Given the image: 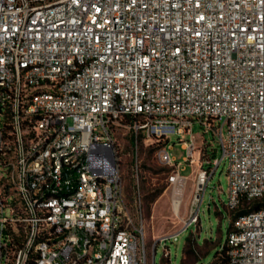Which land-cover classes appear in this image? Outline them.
Masks as SVG:
<instances>
[{
  "label": "built area",
  "instance_id": "built-area-1",
  "mask_svg": "<svg viewBox=\"0 0 264 264\" xmlns=\"http://www.w3.org/2000/svg\"><path fill=\"white\" fill-rule=\"evenodd\" d=\"M119 128L176 168V213L171 135L197 162L186 228L227 158L228 264H264V0H0V264H151Z\"/></svg>",
  "mask_w": 264,
  "mask_h": 264
},
{
  "label": "rangeland",
  "instance_id": "rangeland-1",
  "mask_svg": "<svg viewBox=\"0 0 264 264\" xmlns=\"http://www.w3.org/2000/svg\"><path fill=\"white\" fill-rule=\"evenodd\" d=\"M193 133L196 136L197 146L202 150L201 160L208 158L210 153L207 147L202 145L204 140L208 143L213 142L214 151L210 153L211 156L214 154L218 159H222L219 139L215 138L212 132L205 134L203 128L195 124ZM223 134L227 136V126H224ZM116 138L122 158L123 192L132 214L136 215V202L139 199L142 201L143 213L139 221L144 229L150 263L215 264L228 241L232 222L237 214L228 207L230 188L228 159H223L209 181L199 220L193 226L186 228L196 188L198 164L196 162L190 165L185 161L187 151L183 148L184 143L178 136L171 135L169 141L173 146L170 150L171 156L177 163L182 164V175L188 178L184 192L183 189L179 192L183 195V203L180 211L176 213L172 205L173 186L169 181L176 168L160 162L156 145L141 144L136 150L132 130L119 128L116 130ZM181 140L187 141L189 137H182ZM136 159L140 165L139 177L134 170ZM165 238L167 240L161 242ZM189 238L190 242H187ZM185 247L186 253H184ZM167 252L169 255L166 256Z\"/></svg>",
  "mask_w": 264,
  "mask_h": 264
},
{
  "label": "trees",
  "instance_id": "trees-1",
  "mask_svg": "<svg viewBox=\"0 0 264 264\" xmlns=\"http://www.w3.org/2000/svg\"><path fill=\"white\" fill-rule=\"evenodd\" d=\"M213 156H214V154H213ZM248 210H249L248 208H245V209H243V210L237 212L236 217H237L239 214H241V213H245V212H247ZM236 217H235V219H236ZM235 219H234V220H235ZM233 222H234V221H233ZM233 222H232V228H233ZM231 231H232V230H231ZM187 242H190V238L187 240ZM186 252H187V249H186V247H185V249H184V253H186ZM193 252H194V251H192V253H193ZM183 261H184V258H183V260H182V263H183ZM163 264H164V263H163ZM215 264H228L227 243H226V245L223 247L221 255L217 257V259H216V261H215Z\"/></svg>",
  "mask_w": 264,
  "mask_h": 264
},
{
  "label": "bare ground",
  "instance_id": "bare-ground-1",
  "mask_svg": "<svg viewBox=\"0 0 264 264\" xmlns=\"http://www.w3.org/2000/svg\"><path fill=\"white\" fill-rule=\"evenodd\" d=\"M188 180V178H186ZM182 189H179V192L181 191Z\"/></svg>",
  "mask_w": 264,
  "mask_h": 264
}]
</instances>
